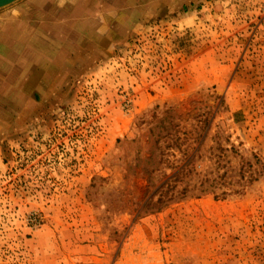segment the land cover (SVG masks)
I'll return each instance as SVG.
<instances>
[{
	"label": "rangeland",
	"instance_id": "1",
	"mask_svg": "<svg viewBox=\"0 0 264 264\" xmlns=\"http://www.w3.org/2000/svg\"><path fill=\"white\" fill-rule=\"evenodd\" d=\"M0 264H264V0L0 8Z\"/></svg>",
	"mask_w": 264,
	"mask_h": 264
},
{
	"label": "water",
	"instance_id": "2",
	"mask_svg": "<svg viewBox=\"0 0 264 264\" xmlns=\"http://www.w3.org/2000/svg\"><path fill=\"white\" fill-rule=\"evenodd\" d=\"M16 0H0V8L13 3Z\"/></svg>",
	"mask_w": 264,
	"mask_h": 264
}]
</instances>
